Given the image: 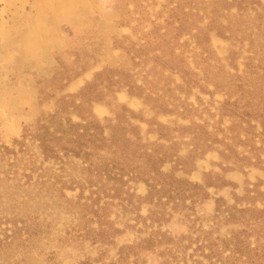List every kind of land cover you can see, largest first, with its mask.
Here are the masks:
<instances>
[{
  "label": "rangeland",
  "instance_id": "obj_1",
  "mask_svg": "<svg viewBox=\"0 0 264 264\" xmlns=\"http://www.w3.org/2000/svg\"><path fill=\"white\" fill-rule=\"evenodd\" d=\"M169 1L0 0V12L3 16L0 25V143L11 147L13 140L19 139L25 126L33 124L41 113L53 111L55 99L78 93L104 68L123 71L137 85L145 88V92L152 91L158 96H164L165 101L171 100V93L167 88H173L175 84L181 83V80L178 75H170L169 72L161 70L151 59L154 53H158L155 50L158 49V41L164 33L166 11L177 2L172 0L171 4H168ZM260 2L264 5V0ZM174 25L176 26L177 22H174ZM132 43L135 45L132 46ZM139 44L144 47L136 52ZM178 44L185 45L177 47L176 53L183 50L188 65L202 76L206 65L200 63V50L196 48L194 40L188 35H183ZM209 48L223 66L219 75L236 74L240 76L238 80L235 79L236 84L244 82L246 87L254 82L253 78L248 76L244 65L249 55L246 46L235 59L236 70L229 66L228 57L232 48L238 51L237 45L233 46L230 41L210 33ZM134 53L141 56L140 59L143 58V61L139 60L141 64H133ZM210 62L215 64L213 59ZM217 70V67L213 70L209 68L205 76L211 80ZM77 73L78 76L71 78ZM169 75L171 78L167 79ZM67 78H71L70 82L61 91H57L55 86ZM232 78L234 79L233 76ZM202 85L213 94H205L197 88H193L187 97L178 91L174 92L180 101L183 100L192 106L186 119L176 115L154 116L150 104L144 103L141 98L130 96L126 89L115 92L114 99L110 100V97L108 104L93 103L91 111L102 124L105 123V118H113L114 111L120 110L119 107L122 106L137 114L139 118L153 122L155 117L156 121L170 128L189 126V121H194L203 127L183 130L175 128L169 132L178 143L179 156L184 158L189 150L196 149L194 170L188 174L176 172V175L202 184L206 180L214 181V176L206 177L204 174L217 173L235 183V188L208 187L205 191L209 198L188 209L181 206L174 208L172 203L162 204L166 200L165 197L161 199V204L154 203L156 200L153 204L138 201L136 197H144L147 193V188L142 182H129L114 198H109L113 194L111 184L95 183L98 185L93 189L101 187L100 204L110 202V205L106 206L107 221L112 223L118 232L110 231L107 239L99 242L92 241L95 236L81 237L88 228H98L97 220H86L88 217L79 220L76 209L50 203L44 209H37L43 220H0V239H4L5 235H12L16 230L14 224L21 227L25 223L30 225V228L40 224L41 228L37 235L31 237L34 242L27 245L30 248L1 251L0 264H164L168 258L167 250L164 252L167 247L155 245L151 250L141 249L143 240L146 241L150 236L159 239L161 233L174 237L184 234L196 235L190 226L196 229L201 225L204 230L208 229L214 214L213 199L222 197L229 204L233 203V194L243 195L245 179L251 183L261 180L263 184L260 190L264 191V170L261 168H245L246 175L239 171L221 170L225 165L242 164V161H235L237 157H252L256 153L250 151L252 144L262 148L263 152L257 153L264 161V136L260 134L259 123L249 118L251 125L255 127L254 136L244 130L246 124L240 120L243 111L252 113L255 110L258 97L250 95L247 90L242 92L223 89L225 92H220L214 90L211 82ZM39 89L53 92L54 98L40 105ZM226 99L230 102L237 101L236 106L222 105ZM246 103L253 106L246 107ZM73 120L77 121L78 118L73 116ZM131 121L138 126L144 143L169 144L163 140L157 141V134L153 132L154 125L134 119ZM232 122L234 126L230 127ZM219 141L230 145L233 151L227 159L219 155L218 150H224ZM211 142L218 150H206L200 155L201 150L203 152L206 149L202 145ZM226 152L225 150L224 153ZM172 165L173 163H166L161 170L167 173ZM70 174L81 175L72 169ZM92 181L96 182L97 178L93 177ZM215 183L219 184L218 181ZM78 192L79 190L75 189L65 191V194L68 198H75ZM132 194L134 197L130 199L129 195ZM88 195L89 191L85 188L83 198ZM185 205L191 206L189 199L185 201ZM34 209L32 207L31 211ZM11 211V206L7 207V213L10 214ZM106 228L109 229V226ZM26 235L23 231L15 234L16 238L20 239L26 238ZM7 241H10V238H7ZM124 246L132 247L123 250L120 257V248ZM192 248L187 250L186 264H223L215 260L208 261L198 254L188 257Z\"/></svg>",
  "mask_w": 264,
  "mask_h": 264
},
{
  "label": "trees",
  "instance_id": "obj_2",
  "mask_svg": "<svg viewBox=\"0 0 264 264\" xmlns=\"http://www.w3.org/2000/svg\"><path fill=\"white\" fill-rule=\"evenodd\" d=\"M171 2L172 0L168 4ZM166 13L164 33L161 34L158 49L155 50L158 53H154L151 59L161 70L169 72L170 75L176 74L181 80V83L175 84L173 88H167L172 99L165 101L164 96H158L152 91L145 92L146 89L137 85L127 73L107 68L96 73L93 80L78 93L55 99L53 111L41 113L33 124L25 126L19 139H14L11 147L0 143V220H43L37 209H44L54 203L63 208L76 209L79 220L85 217H88L86 220H97L98 228H88L81 237L95 236L92 241L99 242L106 240L110 231L115 233L118 230L107 221L106 206L110 205V202L100 204L101 187L93 189L98 185L95 183L111 184L113 194L109 198H114L129 182H142L147 188V193L144 197H136L138 201L153 204L156 200L154 203L161 204V199L165 197L166 200L162 204L172 203L174 208L181 206L188 209L209 198L205 191L208 187H236L235 183L217 173L204 174L206 177L214 176V181L206 180L202 184L176 175V172L188 174L194 170L196 149L189 150L184 158L179 156L178 143L169 132L175 128L183 130L203 127L194 121L190 120L189 126L170 128L156 121L155 117L153 122L139 118L137 114L122 106L119 107L120 110L114 111L113 118H105V123L102 124L91 111L93 103L108 104L114 99L115 92L126 89L130 96L141 98L144 103L150 104L154 116L176 115L186 119L192 106L183 100L180 101L174 92L178 91L187 97L193 88H197L205 94H213L202 85L211 82L214 90L220 92H225L223 89L242 92L247 90L250 95L258 97L255 110L252 113L243 111L240 120L246 124L244 130L254 136L255 127L251 125L249 118L258 122L261 127L260 134L264 136V5L260 0H177ZM174 22H177L176 26ZM210 33L230 41L233 46L237 45L238 51L232 48L228 57L229 66L235 70V59L246 46L249 55L244 65L248 76L254 80L249 87H246L244 82L236 84L235 79L240 78L236 74L219 75L223 66L209 48ZM183 35L190 36L196 48L200 50V63L206 65L202 76L188 65L183 50L176 53L177 47L185 45L178 44ZM131 45L134 46L135 43ZM143 47L144 45L139 44L136 52L141 51ZM140 58L141 56L132 54L133 64H141L139 60L143 61V58ZM211 59L215 64H211ZM215 67L218 70L210 80L205 75L209 68L213 70ZM170 75L166 78L170 79ZM76 76L78 73L71 78ZM224 76L230 78H222ZM71 78L59 82L55 86L56 90L61 91ZM223 94L228 96L227 93ZM53 98V92L39 89L40 105ZM236 102L226 99L222 105L233 107ZM251 106L253 105L246 103V107ZM73 116L78 120L74 121ZM131 119L154 125L153 132L157 134V141L163 140L169 144L144 143L138 126L133 124ZM233 126L232 122L230 127ZM219 142L224 150L214 148L212 142L205 143L202 146L206 149L203 152L201 150L200 155L206 150L216 149L221 157L227 159L233 151L230 145ZM250 151L256 153L252 157L235 159L242 161V164L225 165L221 170L239 171L244 175L247 174L245 168L248 167L264 170V161L257 153L263 152L262 148L252 144ZM166 163L173 165L169 172L164 173L161 168ZM71 169L77 170L81 175H71ZM93 177L97 178L96 182L92 181ZM217 181L219 184L215 183ZM262 184L261 180L251 183L245 179L243 195L233 194L231 204L222 197L214 198V214L208 229L204 230L201 225L196 229L190 226L196 234L194 236L184 234L174 237L164 233H161L159 239L150 236L146 241H142L144 245L141 249L151 250L155 245H165L167 248H164V252L167 250L168 258L164 264H186L187 250L192 247V253L188 257L198 254L208 261L215 260L223 264H264V191L260 190ZM85 188L88 189L89 195L83 198ZM75 189L79 190L78 195L68 198L65 191ZM131 197L134 195H129L130 199ZM187 199L190 200L191 206L185 205ZM9 206L12 209L10 214L7 213ZM32 207L35 209L31 211ZM15 209L18 211L14 212ZM14 226L16 230L11 236L5 235L4 239H0V253L11 249L30 248L27 245L34 242L31 237L41 230L40 224L34 228L25 223L21 227L15 224ZM21 231L27 234L26 238H16L15 234ZM7 238H10V241H7ZM131 247H121L120 257L123 250Z\"/></svg>",
  "mask_w": 264,
  "mask_h": 264
},
{
  "label": "crops",
  "instance_id": "obj_3",
  "mask_svg": "<svg viewBox=\"0 0 264 264\" xmlns=\"http://www.w3.org/2000/svg\"><path fill=\"white\" fill-rule=\"evenodd\" d=\"M3 18L2 12H0V25H1V19Z\"/></svg>",
  "mask_w": 264,
  "mask_h": 264
}]
</instances>
